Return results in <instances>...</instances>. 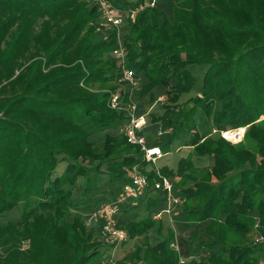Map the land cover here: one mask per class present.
Instances as JSON below:
<instances>
[{
    "label": "trees",
    "instance_id": "obj_1",
    "mask_svg": "<svg viewBox=\"0 0 264 264\" xmlns=\"http://www.w3.org/2000/svg\"><path fill=\"white\" fill-rule=\"evenodd\" d=\"M166 1L170 19L156 5L141 10L128 20L122 42L128 63L147 78L138 95L165 87L163 112L151 115L162 131L170 130L165 146L192 148L175 170L160 168L179 177L184 222L196 229L188 246L202 231L212 238L205 247L216 248L186 264H264L244 236L255 219L264 228V0ZM97 27L89 0H0V264H93L101 258L97 242L78 216L67 219L71 187L87 175L85 161L96 171L105 165L113 198L127 180L124 168L146 165L140 147L122 133H106L101 150L90 140L93 130L121 126L124 117L122 110L103 109L121 84L122 71L111 59L118 29L101 38ZM193 64L207 68L186 108L179 99L194 88ZM194 116L219 130L246 127L243 139L232 144L219 133L202 134ZM242 131L228 138L238 140ZM202 157L210 163L196 166ZM145 174L150 185L158 178ZM155 192L149 188L137 201L150 210L159 204ZM20 203V221H3ZM120 227L130 239L144 238L129 255L134 263L180 264L172 227L149 214ZM153 229L158 239L150 244ZM23 239L26 250L19 248Z\"/></svg>",
    "mask_w": 264,
    "mask_h": 264
},
{
    "label": "rangeland",
    "instance_id": "obj_2",
    "mask_svg": "<svg viewBox=\"0 0 264 264\" xmlns=\"http://www.w3.org/2000/svg\"><path fill=\"white\" fill-rule=\"evenodd\" d=\"M117 10L126 11L129 6L132 5L136 0H108ZM153 0H144L141 4L143 5L142 10L148 8H152L155 5L157 6L158 10L162 13H165L167 17L170 19V8L169 4L166 0H159L158 3L153 2L152 5L150 3ZM91 4H94L95 2L93 0H89ZM128 7V8H127ZM131 18H124V21L117 30L119 32L120 37H123L125 32L128 29V20ZM103 19H101L98 16V25L100 26V22H102ZM35 29L33 30V33L38 31L39 24L37 23L36 26H34ZM35 31V32H34ZM97 31L99 32L100 37L105 38L107 37L112 31L113 28L108 26H100L97 27ZM35 49L31 50V52H34ZM216 56V55H215ZM214 56V57H215ZM132 64V65H131ZM127 68L133 69L134 73L139 78V84L138 87L133 91V101H137L139 104L138 112L140 114L148 112L145 116L147 119V125L143 128V135L145 136L146 141H150L153 143H156L158 145H161L162 147L165 146L166 142V134H164L165 131H162L160 128V123L155 122L153 123L151 121V115L152 114H161L163 112L162 104L166 103L168 100V96L165 93V87L163 85H157L151 88L146 94L142 95L141 97L138 95V90L141 87H144V85L147 83V78L143 72L142 69L137 67L134 63H128L127 59ZM190 72L195 77V85L194 88L188 93L183 94L179 102L183 103L186 108H189L192 104L189 101V98L197 95L200 93L201 90V83H202V77L203 74L207 68L205 64H193L188 66ZM119 87H125L121 84L118 85L117 89ZM116 88L113 90H117ZM112 93V92H111ZM110 93V94H111ZM152 107V108H151ZM151 108V109H150ZM107 111L112 110V108L107 105L106 108H103ZM150 109V110H149ZM1 116V114H0ZM196 121V129L202 133V134H211L212 136H217L219 133V129L221 127L218 126H212L211 123H201L199 119L194 116ZM261 119H264V115L261 117ZM243 128L242 134L238 140L233 139H226L227 141L231 142L232 144L238 143L242 141L244 131L246 127H238L235 129H231V131L227 132L226 134L230 133V135H227L228 137L234 134V130ZM168 133L170 130L167 131ZM106 133H110L112 135L121 136V126L118 124L117 126L115 124H112L109 126L106 130H93L90 134V140L93 142L94 146L101 150L102 141L104 139V135ZM166 147V148H165ZM165 150H163L165 153L164 157L159 159L157 161V166L163 167L166 166L172 170H175L177 161L180 159L182 155L189 149H192L189 146H183L180 147L179 144L176 142L172 145L165 146ZM196 166H203L208 165L210 163V160L207 157H202V159H194ZM88 167V173L86 176H81L77 179V182L74 187H71L72 195H73V206L70 209V212L67 214L68 221H71L74 216H78L86 225L87 231L86 235L88 234L90 237V241H95L98 244V250L101 253L100 260H106L108 259L111 261V264H138L134 263L130 260L129 255L134 250L133 245L137 244L140 245L143 243L144 238L143 237H136L135 239L126 238L121 243H118L114 246L111 245H105V241L103 237H101V234L99 232V226L97 223V220L95 221H89L88 217L90 214L95 211V209L101 205L102 203L109 201L112 198V191H111V181L110 178L105 171V165H102L100 169L97 171L95 170V164H88L86 161L84 163ZM65 164L60 163L58 167L56 168V173L59 174L63 171ZM129 167L124 168V173L126 172V169ZM143 171L148 172L150 171V166L145 165L142 167ZM173 180V183L175 185L174 189V196H168L166 193L162 191H156L155 195L159 199V205L156 207L151 208L148 210L145 207V201L144 199H140L137 202L131 203L129 206L124 207L122 211H120L117 215V221L118 223H123L130 220H137L141 219L148 214L151 215L156 221H160L165 228L171 227L172 221L182 220L184 218V214L182 212V203L181 202H172V197L179 196L180 198L183 197L182 188L179 187L176 182L179 179V177L176 175L174 177H171ZM23 209V203L18 204L17 206L10 209L3 217V221H12V222H19L21 219ZM256 212H254V216H256ZM257 219H255V224L249 228L248 232L244 234L245 237H247L249 244L252 245L257 251L262 252L264 256V228H260L256 225ZM21 227V226H20ZM176 234V243L174 248H176L180 253L181 258V264H186L190 260H200V259H207L209 254L216 250H210L205 247V243L212 240L211 237L207 236L204 232L199 231L198 234L193 238L191 245L188 246L186 244L185 248L181 252L179 249V243H178V233L175 231ZM182 238V237H181ZM147 239L150 244L155 243V241L158 239V236L155 233V230H151L148 235ZM179 242L181 243L182 241ZM108 244V243H107ZM177 245V246H176ZM29 241L28 240H21L19 243V248L21 250H26L29 248ZM99 259L96 260L93 264H97L99 262ZM264 259V258H263ZM101 263V262H100ZM99 263V264H100Z\"/></svg>",
    "mask_w": 264,
    "mask_h": 264
},
{
    "label": "built area",
    "instance_id": "obj_3",
    "mask_svg": "<svg viewBox=\"0 0 264 264\" xmlns=\"http://www.w3.org/2000/svg\"><path fill=\"white\" fill-rule=\"evenodd\" d=\"M97 7L98 16L103 19L100 26H108L111 28L121 27L124 18L133 19L137 12L141 11L143 5L139 3L135 7H129L126 11L117 10L108 0H93ZM156 2L153 0L150 5ZM127 48L122 42L119 32H117V42L111 50V59L114 60L122 71L119 82L122 86L110 94L108 105L114 110H122L124 112L123 121L121 123V132L130 144H135L140 147L142 160L146 165L150 166V171L157 175L151 185L149 184L147 175L143 168L135 164L126 169L125 176L127 180L119 185L114 197L99 205L92 214L89 215V221L97 220L99 232L105 241V245L111 247L123 242L127 238V232L120 227L117 221L118 213L124 206L134 203L142 196L149 188L155 191H162L168 196H174L175 185L170 176H164L160 171V166H157V161L164 157L165 153L161 146L150 145L146 142L143 135V128L147 125L146 114L138 112L139 104L133 101V91L138 87L139 78L134 73L133 69L127 68ZM152 108V107H151ZM150 108V109H151ZM149 109V110H150ZM228 130H219V134L224 139H230L227 136ZM238 137V134L236 135ZM183 196V195H182ZM172 202H181L183 197H172ZM108 243V244H107ZM181 263V258H180ZM100 264H111L108 259L102 260Z\"/></svg>",
    "mask_w": 264,
    "mask_h": 264
},
{
    "label": "crops",
    "instance_id": "obj_4",
    "mask_svg": "<svg viewBox=\"0 0 264 264\" xmlns=\"http://www.w3.org/2000/svg\"><path fill=\"white\" fill-rule=\"evenodd\" d=\"M164 134H166V138H167V136H168L169 133L167 131H165ZM147 143L150 144V145H158V144L153 143V142H150V141H148ZM181 147H183V146H181ZM190 150L191 149H189L188 151H186L184 153V155H182L181 157H185ZM171 227L174 229V231H176L178 233L177 236L180 239V241H182L180 243L179 242V239H178L179 246L181 244V246L179 247L180 248L179 250L182 252L183 249H185V248L182 249V247H185L186 246V244L188 243V240H189V237H190L191 233L194 230H196V229H195V227H194L193 224H188V223L184 222V218L182 220L172 221L171 222Z\"/></svg>",
    "mask_w": 264,
    "mask_h": 264
},
{
    "label": "bare ground",
    "instance_id": "obj_5",
    "mask_svg": "<svg viewBox=\"0 0 264 264\" xmlns=\"http://www.w3.org/2000/svg\"><path fill=\"white\" fill-rule=\"evenodd\" d=\"M227 135H230V133H228ZM175 245V244H174ZM177 246V245H176ZM181 264V263H180Z\"/></svg>",
    "mask_w": 264,
    "mask_h": 264
}]
</instances>
